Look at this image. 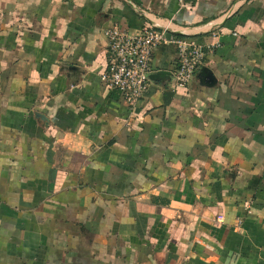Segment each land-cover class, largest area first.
Returning a JSON list of instances; mask_svg holds the SVG:
<instances>
[{
	"label": "crops",
	"instance_id": "0c3cea01",
	"mask_svg": "<svg viewBox=\"0 0 264 264\" xmlns=\"http://www.w3.org/2000/svg\"><path fill=\"white\" fill-rule=\"evenodd\" d=\"M113 25L215 47L128 107ZM0 264H264V0H0Z\"/></svg>",
	"mask_w": 264,
	"mask_h": 264
},
{
	"label": "built area",
	"instance_id": "2783aa9c",
	"mask_svg": "<svg viewBox=\"0 0 264 264\" xmlns=\"http://www.w3.org/2000/svg\"><path fill=\"white\" fill-rule=\"evenodd\" d=\"M106 66L100 81L108 90H115L127 104L134 107L150 85L153 57L162 45H173L177 51V68L173 73L174 89H185L203 65L206 50L187 38L169 35L166 29L144 25L138 29L113 25L104 30ZM206 49V50H205Z\"/></svg>",
	"mask_w": 264,
	"mask_h": 264
},
{
	"label": "water",
	"instance_id": "95a60500",
	"mask_svg": "<svg viewBox=\"0 0 264 264\" xmlns=\"http://www.w3.org/2000/svg\"><path fill=\"white\" fill-rule=\"evenodd\" d=\"M156 75L155 74H151L150 75V80H153V77H155Z\"/></svg>",
	"mask_w": 264,
	"mask_h": 264
}]
</instances>
